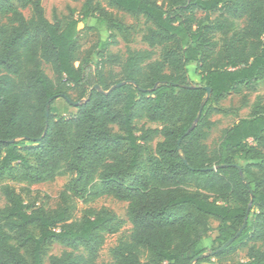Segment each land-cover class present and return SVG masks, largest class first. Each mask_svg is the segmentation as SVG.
<instances>
[{
    "label": "trees",
    "instance_id": "16d2710c",
    "mask_svg": "<svg viewBox=\"0 0 264 264\" xmlns=\"http://www.w3.org/2000/svg\"><path fill=\"white\" fill-rule=\"evenodd\" d=\"M14 1L30 9L29 18ZM107 1L143 18L147 49L127 48L121 79L109 84L95 66L91 84L86 65L74 66L79 20L50 22L41 0H0V18L10 21L0 28V175L7 176L0 180V264H41L49 242L66 248L49 264H96L106 236L119 230L112 211L88 206L102 197L127 203L132 227L128 242L110 248L107 264H203L229 261L240 250L245 260L237 264H264V99L224 132L212 153L202 143L211 115L228 113L220 101L264 83V0H170L167 7ZM91 13L104 19L116 44L122 25L85 0L82 17ZM241 19L245 26L237 28ZM157 50L161 55L153 59ZM189 65L199 83L189 78ZM65 86L84 93L70 116L53 106L58 98L69 103ZM26 145L33 163L20 151ZM60 176L70 179L51 212L25 203L10 185ZM211 221L218 247L205 257Z\"/></svg>",
    "mask_w": 264,
    "mask_h": 264
},
{
    "label": "rangeland",
    "instance_id": "374dc122",
    "mask_svg": "<svg viewBox=\"0 0 264 264\" xmlns=\"http://www.w3.org/2000/svg\"><path fill=\"white\" fill-rule=\"evenodd\" d=\"M159 5L167 7L170 0H153ZM42 7L45 12L46 18L53 22L54 19H58L61 22H66L69 19H76L80 22L77 24L76 41L79 44V49L75 53L74 66L79 67L81 64H85L86 74L88 81L94 83L95 66H97V72L101 71L104 78L107 80V84L110 81L120 80V65L126 57V49L132 50H145L146 45L141 42V34L145 28V23L142 17L130 15L122 10L110 5L107 0H93V5L98 6L107 15L117 23L121 24L123 31L115 34L116 44L111 43L110 33L107 30L104 19L99 16L98 13H91L87 18H83L85 0H41ZM14 6L18 8L26 18L30 17V9H22L19 1L13 2ZM202 16L201 13L197 14ZM218 13L211 14L214 18ZM10 26L8 16L0 18V28H7ZM245 20L241 19L236 21L237 28H244ZM109 42V44L103 47V43ZM103 55V58L99 56ZM161 51L157 50L153 59L159 58ZM89 62H91L89 64ZM45 74L56 81L55 76L50 70L49 66L43 65ZM188 76L194 83H199L200 77L196 75L195 68L192 65L188 66ZM63 91L69 97V103L64 98H58L53 106L57 110L58 114H62L65 111L66 116H70L75 113V104H80L83 100V90L72 88L70 86L63 87ZM258 98L264 99V83L260 82L256 87L252 89H241L240 92L226 96L219 102V106L227 109V114L216 113L212 114L210 121L213 123V127L209 131V135L202 143L206 145L208 152L212 153L218 146L224 132L238 119L247 118L250 115L251 108ZM146 127L155 128L157 124L145 123ZM113 131L117 132L118 128L113 127ZM160 140L156 138L151 143L154 147L155 143ZM251 143V142H250ZM30 145H26L21 148L22 155L30 162L33 163L32 157L27 153L26 149ZM141 171V167H138L134 173ZM6 174L0 175V180H6ZM70 179V176H60L54 179L37 185H15L10 183L11 186L19 192L25 203L34 204L36 206L43 207L47 212H51L60 207V194L63 191L66 183ZM131 176L125 177V183H130ZM5 204L3 197L0 195V205ZM94 209L105 208L112 211L117 216L118 232L113 235H107L104 245L100 248L96 264H107L111 262V256L109 254L110 248L114 247L119 242H128L129 236L132 231V227L126 218L127 203L117 201L112 197H102L96 199L93 203L88 205ZM83 205L79 201L77 205L76 217L80 216V210ZM212 231L203 240V247L206 252L203 256L207 257L212 255L215 248L218 247V243L214 242L217 237L216 227L217 223L210 222ZM66 248L57 242H49L43 252L41 264H49V257L51 255H59ZM24 256L28 259L26 252L22 251ZM245 251L240 250L237 254L232 256L229 261H219L215 258L208 260L203 264H237L238 261L245 260Z\"/></svg>",
    "mask_w": 264,
    "mask_h": 264
},
{
    "label": "water",
    "instance_id": "95a60500",
    "mask_svg": "<svg viewBox=\"0 0 264 264\" xmlns=\"http://www.w3.org/2000/svg\"><path fill=\"white\" fill-rule=\"evenodd\" d=\"M121 84H118L117 86H120ZM114 87H112L111 89H109V91L107 92H104L105 94L109 93ZM95 89L99 90V87L98 85H95ZM210 95V90L208 88H206V98ZM78 104H75V106H77ZM201 110H202V107L200 108L199 112H198V115H197V118L194 122V124L189 128V130L185 133V135H187L192 129L193 127L195 126V124L197 123V121L199 120V117L201 115ZM47 113H48V110H47ZM179 149V148H178ZM237 167V166H236ZM238 171L240 172V168L237 167ZM210 170H214V168H211ZM244 226V225H243ZM241 230L237 233V235L234 237L236 238L239 234H240ZM234 238L230 239L227 243H225L221 248L220 250H222L223 248L229 246L233 241H234Z\"/></svg>",
    "mask_w": 264,
    "mask_h": 264
}]
</instances>
